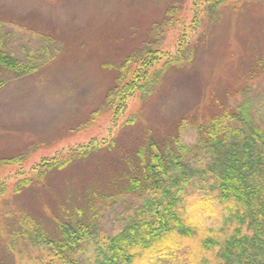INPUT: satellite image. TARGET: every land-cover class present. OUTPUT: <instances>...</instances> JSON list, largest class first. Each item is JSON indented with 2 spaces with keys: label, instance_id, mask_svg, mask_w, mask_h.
Returning a JSON list of instances; mask_svg holds the SVG:
<instances>
[{
  "label": "rangeland",
  "instance_id": "obj_1",
  "mask_svg": "<svg viewBox=\"0 0 264 264\" xmlns=\"http://www.w3.org/2000/svg\"><path fill=\"white\" fill-rule=\"evenodd\" d=\"M195 14L200 21L192 27ZM183 28L190 61L168 67L120 113L111 108L108 96L127 57L175 53ZM0 49L37 66L21 76L0 74V178L10 185L0 199V264H101L108 239L151 194L141 188L139 151L149 139L176 148V137L198 145L186 158L176 203L188 231H164L121 264H222L225 241L249 229L207 172L212 156L199 144V127L248 102L264 129V0H229L217 12L195 0H0ZM91 141L88 154L72 157ZM56 153L68 162L33 170ZM24 178L30 183L15 190ZM23 217L54 239L63 223L90 229L79 249L59 253L26 239Z\"/></svg>",
  "mask_w": 264,
  "mask_h": 264
},
{
  "label": "trees",
  "instance_id": "obj_2",
  "mask_svg": "<svg viewBox=\"0 0 264 264\" xmlns=\"http://www.w3.org/2000/svg\"><path fill=\"white\" fill-rule=\"evenodd\" d=\"M199 1L209 5L212 12H217L229 0H195V4ZM199 21L200 18L195 14L192 27L198 26ZM167 23L165 21L163 25ZM188 29L183 28L178 34L175 53L157 49L140 51L127 57L121 66V80L108 96L111 108H116L120 113L138 93L150 92L161 81L168 67L190 61L192 51ZM186 53L190 54L187 56ZM133 62L137 65L135 69L130 68ZM159 65L161 68H158ZM35 69L37 66L33 61L25 64L13 54L0 49V74L8 71L21 76ZM125 77L128 80L124 81ZM1 78L0 85L3 81ZM199 132V144L210 149L212 159L207 172L214 177L221 200L235 207L238 218L249 229L245 232L237 228L231 238L225 241L221 253L222 264H264V129L256 123L250 104L245 102L235 111L225 109L217 113L207 125L199 127ZM94 141L72 149V157L88 154L95 147ZM173 143L176 148L161 149L155 140L149 139L139 151L144 172L141 188L146 195L148 191L151 194L145 198V207L129 219L124 229L108 239V248H101L104 259L101 264H121L123 260L131 262L137 255V249L149 248L162 232L175 228L182 233L188 231L176 210V203L181 200L178 196L182 190L180 181L184 179L185 183L188 177L185 171L186 158L192 153V148L198 145L192 147L183 144L179 137ZM66 159H60L56 153L50 158H43L33 170H38L40 166L47 169L62 166L68 162L69 159ZM176 171L180 176H173ZM43 174L41 170L39 175ZM168 180L176 185L175 190L167 186ZM29 183L30 178L21 179L15 183V190L21 191ZM9 186L7 180L0 178V199L8 192ZM19 223L26 228L22 232L26 239H32L37 245L53 247L59 253L79 249L90 229L89 225L82 222H76L75 225L63 223L60 226L62 237L54 239L46 236L33 219L23 217Z\"/></svg>",
  "mask_w": 264,
  "mask_h": 264
}]
</instances>
